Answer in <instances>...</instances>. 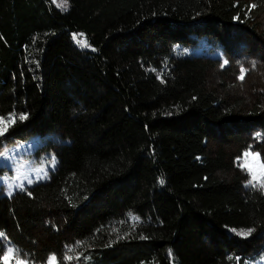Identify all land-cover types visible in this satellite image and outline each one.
Listing matches in <instances>:
<instances>
[{"label":"trees","instance_id":"obj_1","mask_svg":"<svg viewBox=\"0 0 264 264\" xmlns=\"http://www.w3.org/2000/svg\"><path fill=\"white\" fill-rule=\"evenodd\" d=\"M65 1L0 0V143L58 156L0 187V232L34 264H259L264 189L235 158L253 132L264 157V96L209 74L264 49V0Z\"/></svg>","mask_w":264,"mask_h":264},{"label":"rangeland","instance_id":"obj_2","mask_svg":"<svg viewBox=\"0 0 264 264\" xmlns=\"http://www.w3.org/2000/svg\"><path fill=\"white\" fill-rule=\"evenodd\" d=\"M54 3L61 7L67 4L65 0H54ZM199 42L201 47L209 49L204 37H201ZM240 45L246 47L239 57L231 58L220 50L212 52V56L220 57V64H217L216 68L210 71L209 77L213 80L217 79L218 70L230 66L233 71L229 76L237 79V84L250 99L256 97L259 93L264 96V49L258 48L256 42L249 36L243 38ZM225 60L228 61L227 64L224 63ZM241 75H243V79H240ZM0 118L3 120L0 127H5L11 120L10 117L3 115H0ZM45 138L43 137V141H45ZM262 138L257 132H253L250 136L249 146L241 155L235 158V163L246 169L250 173V180L261 189H264V187H261V184L264 183V176H262L264 157L260 150H257L254 146V143ZM41 140L42 138L39 135H33L25 140L16 139L11 142L2 141L0 143V187L3 192L11 191L13 193L18 189L17 185L19 184L26 187L51 177L52 171L57 166V152L55 150L36 152L34 149ZM227 146L235 149L234 143H228ZM245 153L249 155H244ZM28 180H32L33 183L28 184ZM5 237L4 234V237H2L5 242L3 257L9 259L10 264H16L19 260H23L25 264H34L29 262L27 257L20 254L18 248ZM9 249L12 251L9 252ZM52 257H55L56 264H59L56 256L51 255L50 258ZM49 259L42 264H49ZM258 263L264 264V259H259Z\"/></svg>","mask_w":264,"mask_h":264},{"label":"snow or ice","instance_id":"obj_3","mask_svg":"<svg viewBox=\"0 0 264 264\" xmlns=\"http://www.w3.org/2000/svg\"><path fill=\"white\" fill-rule=\"evenodd\" d=\"M255 6H256V5H254V4L251 5L249 10H251V8H254ZM63 10H66V9H63ZM81 35H82V34H81ZM74 38H75V37H74ZM78 43H80V46H81V47H88V46H89V45H87V42H86V41H83V42L78 41ZM224 63L227 64L228 61L225 60ZM242 71H243V70H242ZM243 78H244L243 75H241L240 79H243ZM26 118H27L26 115H21V117H20L21 120L26 119ZM13 122H14V121H13ZM0 123H3L2 118H0ZM7 132H8V127H7V126H5V127H0V137H3V136L5 135V133H7ZM244 155H249V154H248V153H245ZM257 155H258V154H257ZM53 159H54V158H53ZM262 176H264V172H262ZM38 179H39V177H38ZM27 183H28V184H31V183H33V181H32V180H28ZM161 183H163V181H161ZM249 184H251L252 187H256V185L253 184L251 180L249 181ZM17 187H18L21 191H26V189H25V187H24L23 184H19V185H17ZM261 187H264V183L261 184ZM27 194H28V195H31L30 192H28ZM7 195H8V196H11V195H12V192H11V191H8V192H7ZM233 231H235V230H233ZM251 231H252L251 229H249L247 232L241 231V232L239 233V235H241V236H245V237H246L247 235H249V234L251 233ZM2 237H4V233H3V232H0V238H2ZM2 251H3V250L0 249V252H2ZM8 251L11 252L12 250L9 249ZM237 259H238V258H237ZM0 261H2V264H10V260H9V259H5L3 256H0ZM16 264H25V262H24L23 260H19V261L16 262ZM49 264H56L55 257H52V258L49 259Z\"/></svg>","mask_w":264,"mask_h":264}]
</instances>
